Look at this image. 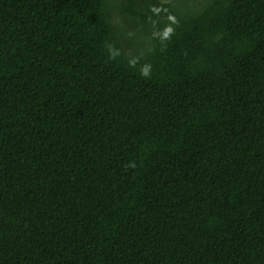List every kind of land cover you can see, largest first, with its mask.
<instances>
[{"label":"trees","instance_id":"1","mask_svg":"<svg viewBox=\"0 0 264 264\" xmlns=\"http://www.w3.org/2000/svg\"><path fill=\"white\" fill-rule=\"evenodd\" d=\"M0 264H264V0H0Z\"/></svg>","mask_w":264,"mask_h":264},{"label":"clouds","instance_id":"2","mask_svg":"<svg viewBox=\"0 0 264 264\" xmlns=\"http://www.w3.org/2000/svg\"><path fill=\"white\" fill-rule=\"evenodd\" d=\"M148 74H149L148 69H145V70L142 72V75H144V76H148Z\"/></svg>","mask_w":264,"mask_h":264}]
</instances>
